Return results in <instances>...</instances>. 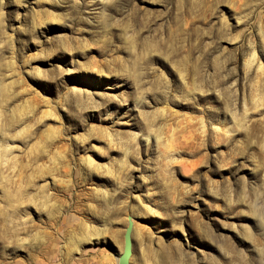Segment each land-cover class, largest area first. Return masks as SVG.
Instances as JSON below:
<instances>
[{"label": "rangeland", "instance_id": "rangeland-1", "mask_svg": "<svg viewBox=\"0 0 264 264\" xmlns=\"http://www.w3.org/2000/svg\"><path fill=\"white\" fill-rule=\"evenodd\" d=\"M262 36L264 0H0V264H119L130 222L129 264L264 262Z\"/></svg>", "mask_w": 264, "mask_h": 264}, {"label": "bare ground", "instance_id": "bare-ground-1", "mask_svg": "<svg viewBox=\"0 0 264 264\" xmlns=\"http://www.w3.org/2000/svg\"><path fill=\"white\" fill-rule=\"evenodd\" d=\"M264 37L262 36V39H263ZM251 59V58H250ZM253 61V58L249 61V62H252ZM250 65V64H249ZM236 121H239V120H236ZM235 122V121H234ZM240 122V121H239ZM238 124V123H237ZM239 125V124H238ZM18 134H22L21 132L20 133H17L16 135H14V136H12V138L14 137V139L16 138V136L18 135ZM6 139L7 138H3V140L4 141H6ZM10 151H11V149H10V147H8V144L7 143H4L3 145H0V161H2L3 160V158L4 157H6L9 153H10ZM259 211V210H258ZM261 214H262V212H261ZM260 214V212L259 213H257V211H254V213H253V216H255L256 218H257V221L258 222H260V224L263 226L264 225V216H262ZM126 232V231H125ZM125 234V233H124ZM263 258V257H262ZM246 264L247 262L246 261H244V260H240V261H238V263L237 264ZM104 264V263H103ZM259 264H264V262H262V260L260 261L259 260Z\"/></svg>", "mask_w": 264, "mask_h": 264}, {"label": "water", "instance_id": "water-1", "mask_svg": "<svg viewBox=\"0 0 264 264\" xmlns=\"http://www.w3.org/2000/svg\"><path fill=\"white\" fill-rule=\"evenodd\" d=\"M132 227L133 223L130 222L124 234V250L120 256L119 264H129V257L131 256L132 252V239L130 235Z\"/></svg>", "mask_w": 264, "mask_h": 264}]
</instances>
